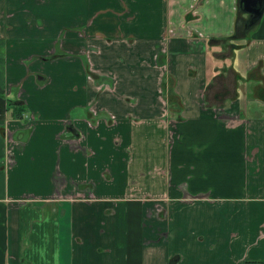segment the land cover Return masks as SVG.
Returning a JSON list of instances; mask_svg holds the SVG:
<instances>
[{"label": "crops", "instance_id": "crops-1", "mask_svg": "<svg viewBox=\"0 0 264 264\" xmlns=\"http://www.w3.org/2000/svg\"><path fill=\"white\" fill-rule=\"evenodd\" d=\"M239 6L0 0V264H264V11L225 38Z\"/></svg>", "mask_w": 264, "mask_h": 264}, {"label": "water", "instance_id": "water-1", "mask_svg": "<svg viewBox=\"0 0 264 264\" xmlns=\"http://www.w3.org/2000/svg\"><path fill=\"white\" fill-rule=\"evenodd\" d=\"M239 5L243 11L248 12L244 21L245 29L257 23L264 11V0H239Z\"/></svg>", "mask_w": 264, "mask_h": 264}, {"label": "trees", "instance_id": "trees-1", "mask_svg": "<svg viewBox=\"0 0 264 264\" xmlns=\"http://www.w3.org/2000/svg\"><path fill=\"white\" fill-rule=\"evenodd\" d=\"M239 9H240V6H239ZM242 23H244L243 19L241 22V18L236 17L234 31L232 32L231 35L225 36V38L237 37L238 35L244 34L246 30L244 29V26ZM250 72L253 74V71L250 70ZM9 105H10V108L12 109V113L17 117L20 116L21 111L25 109L24 105H22L19 101H12L9 103Z\"/></svg>", "mask_w": 264, "mask_h": 264}, {"label": "rangeland", "instance_id": "rangeland-1", "mask_svg": "<svg viewBox=\"0 0 264 264\" xmlns=\"http://www.w3.org/2000/svg\"><path fill=\"white\" fill-rule=\"evenodd\" d=\"M241 14H244V13H241ZM245 15V14H244ZM242 19H243V17L241 18V22H242ZM258 23V22H257ZM241 24V23H240ZM243 24V23H242ZM243 26H244V24H243ZM253 76H254V73H253ZM252 76V77H253ZM259 76V75H258ZM254 78V77H253ZM261 86V85H260ZM255 90V89H254ZM170 260V259H169ZM169 260H168V262H169Z\"/></svg>", "mask_w": 264, "mask_h": 264}]
</instances>
